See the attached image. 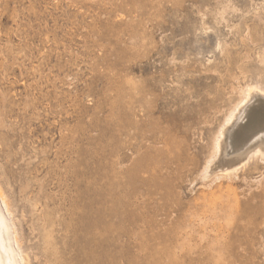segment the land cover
<instances>
[{
    "label": "rangeland",
    "instance_id": "1",
    "mask_svg": "<svg viewBox=\"0 0 264 264\" xmlns=\"http://www.w3.org/2000/svg\"><path fill=\"white\" fill-rule=\"evenodd\" d=\"M243 1L0 0V190L28 264L83 263L100 191L131 242L113 264H208L212 239L264 264V157L201 178L242 87L264 90V0ZM257 98L216 165L247 155ZM154 124L157 139L125 134ZM149 147L141 176L125 177Z\"/></svg>",
    "mask_w": 264,
    "mask_h": 264
},
{
    "label": "bare ground",
    "instance_id": "2",
    "mask_svg": "<svg viewBox=\"0 0 264 264\" xmlns=\"http://www.w3.org/2000/svg\"><path fill=\"white\" fill-rule=\"evenodd\" d=\"M194 1L202 6L204 4L212 3L213 1H216V0H194ZM243 2L245 4V6H249L248 0H244ZM179 5L182 6V3L179 2ZM224 7L227 8V5ZM225 8L220 13L221 15H224L225 11H227ZM232 8L236 9L233 6H232ZM235 11L238 12L237 14H239L238 9H236ZM261 26H263V25H260V27ZM221 51H223V47L221 45V42L215 43V46L213 47V53H220ZM242 88H243V90L242 89L241 90L243 93V98L240 99L241 101H239L237 105L235 104V107L233 109H231V111H229L228 115L226 116V119H224V122H223L221 128L219 129V131L217 133V136H215V138H214L213 155L211 156L209 161L207 160L208 162H207L206 166L204 167V170L202 171V175H201V178L204 181L208 180V181H211L212 183H215V182L221 181L222 178L225 180H232L233 176H236L237 173L242 172L244 169L247 168V166H249V168H250V166H252V167L256 166V162L253 161L251 163V161L255 160V158L258 155L264 157V145L261 144L263 139H264V133L263 132L260 133L261 131H258L259 130V124L262 121H264V111L258 110L255 113V119H254L252 125L250 126V128L240 131V136L244 137V140H246L245 145L242 147V151L245 150L244 152H247V155L244 158H241L238 162L236 161L237 163H232L233 162L232 161L230 164L228 162H226V163H228V165H224V166L216 165V163H218L217 160L221 156V154L223 152H226L227 146H226V143L224 141V139H225L224 137L227 138L226 133L228 131V128H230V127L233 128V126L236 123H238L240 120L243 119L244 114H246L245 109H247L248 105H250L249 103L251 101H253L254 98H257L258 95L264 96V90H263V88H261L260 85H248V86L246 85ZM257 99H259V98H257ZM117 116H119V114H116V119H117ZM249 124H251V123H249ZM124 129L127 130V127H125ZM114 130H115L116 134L123 133L119 121L116 122V124L114 126ZM135 130L137 132L136 133L134 132L135 133L134 136H132L129 132H127L129 130L126 131V133H125L126 136H129L132 138L143 137L144 139H153V138L157 139L158 137H160V133L163 132V130L161 128H159V125H155V124L147 130H144L141 126L138 125ZM230 142L231 141L229 140V143ZM131 146H132V144H131ZM131 150L133 152L136 151L134 146H132ZM151 150H152V148L149 147V148H147L145 153L139 154L140 158H139V156H137L136 160L134 161V164H133V162L131 163V164H133L132 165L133 169L130 166L127 167L128 169H126V171L123 173V175L129 174L132 176L131 171H134L132 173H135V172L137 173V171H139V170L136 168V166L139 163L138 162L139 159L141 160V164H139V165L143 166V163H142L143 160L142 159L147 158L146 155L152 154ZM116 151H118V150H116ZM162 152H164V151H162ZM150 156H152V155H150ZM136 163H137V165H136ZM152 167H153V165H152ZM140 171H141V169H140ZM140 171L137 174H139V173L141 174L143 169L141 172ZM136 173H135V175H136ZM126 175H125V177H126ZM135 175H133V177ZM131 176H127V177H131ZM140 176H139V178H140ZM130 179L131 178H129V180H128L129 182L131 181ZM136 180H137V178H136ZM128 181H126V182H128ZM129 185H131V184H129ZM128 187H130V186H128ZM1 192H2V190H0V264H28L26 257L23 255V252H21L20 240H18V235H17L18 229L16 230L17 227L13 221V218L11 219V217L13 215V213L11 212L12 209H10L9 203L3 197V195L5 196V194L2 192L3 193V195H2ZM129 194H131V193H129ZM107 195L109 197H111V199H113L111 192ZM126 196L129 197L128 195H126ZM169 197H171V196H169ZM96 203H97V206H96V225H95L96 233H94L92 235L93 241H91V243L89 244L90 250L88 253L85 252L82 264H113L117 259H119L118 257H122L120 259L125 258V259H128V261H130V259H129V250L131 248L130 247L131 246L130 239L128 238V240L124 241L123 235H122V237L115 238L114 233L112 232L113 226L115 224V220L117 218L115 215L116 212H115L114 207L107 205L108 201L106 200L105 195L101 191L98 193V200ZM131 206L132 205L130 203H127V207H131ZM148 208H149V206H148ZM93 213H94V211H93ZM126 213H128V212H126ZM129 214H131V212ZM149 227H150V225H149ZM216 230H223V228H222V226L217 225ZM124 237H126V236L124 235ZM118 241H120V243H118ZM191 249H192V247H191ZM207 249H208L207 258H205L201 262L205 261L207 263L209 262L210 264H237V263H239V264H243V263L244 264H253V263H255L256 264V262H254V258L248 257V256L242 258L238 254L237 249L233 245H230L229 247L225 248L224 243L220 240H217V239L210 240L208 243ZM117 255H118V257H117ZM115 257H117V259L113 260ZM240 257H241V259H240ZM164 261L166 263V260H164ZM79 262H80V260L77 262V264Z\"/></svg>",
    "mask_w": 264,
    "mask_h": 264
}]
</instances>
